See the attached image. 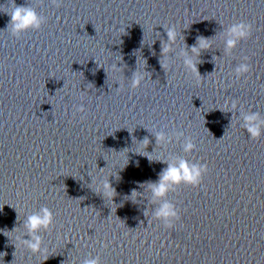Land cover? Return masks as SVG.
I'll return each instance as SVG.
<instances>
[{
	"label": "water",
	"instance_id": "obj_1",
	"mask_svg": "<svg viewBox=\"0 0 264 264\" xmlns=\"http://www.w3.org/2000/svg\"><path fill=\"white\" fill-rule=\"evenodd\" d=\"M14 2L42 23L13 36L0 0V264H264V0ZM241 21L252 32L229 49ZM181 159L207 165L201 184L155 198ZM165 202L173 229L154 219ZM42 207L33 254L20 242Z\"/></svg>",
	"mask_w": 264,
	"mask_h": 264
},
{
	"label": "clouds",
	"instance_id": "obj_2",
	"mask_svg": "<svg viewBox=\"0 0 264 264\" xmlns=\"http://www.w3.org/2000/svg\"><path fill=\"white\" fill-rule=\"evenodd\" d=\"M53 4L56 7L60 6L59 0H53ZM9 25L11 26L12 35L18 37L21 32H25L29 29H39L42 23V18L39 17L36 11L31 6H17L13 0L12 10L10 13ZM230 39L226 41L227 48L231 49L235 46L238 40L246 39L252 32V25L250 23L238 22L233 23L228 29ZM169 41H174L176 33L173 28H169L166 32ZM208 45L203 38L198 39V45L193 46L192 51H196V47L201 49L206 48ZM169 48L164 47L163 52L167 53ZM185 64L193 71L196 72V66L190 60H186ZM249 70L248 65L241 64L237 69V74L246 73ZM198 75V73H197ZM140 77L134 76L131 87L137 88L140 84ZM85 108L80 105L76 108V112L83 113ZM257 120L255 114L245 117V128L249 136L252 139H257L260 136V126L254 123ZM179 135H183L180 133ZM157 141L164 140L162 134H158L156 137ZM147 144V140H145ZM183 151L188 153L195 149V144L191 137H185L182 145ZM208 172L206 164H190L187 160L181 159L178 165L169 164L161 173L159 180L151 184V191L155 198H163L167 192L173 189L174 186L181 184L191 186L193 188L201 184L202 178ZM105 191L103 195L107 198H111L113 190L111 185L104 183ZM154 219L160 221L165 229H173L175 224L180 220L179 210L174 204L165 202L163 203L154 213ZM53 222V214L47 207L40 208L39 213L28 215L25 221V228L27 229L28 235L32 237L31 240L21 241V245H26L27 249L35 254L41 252V240L40 237L35 233L40 229H48ZM19 239V238H17ZM84 264H99L98 258L88 259L84 261Z\"/></svg>",
	"mask_w": 264,
	"mask_h": 264
}]
</instances>
